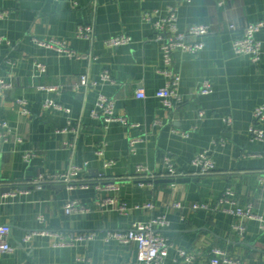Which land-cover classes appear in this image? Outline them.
Returning a JSON list of instances; mask_svg holds the SVG:
<instances>
[{
  "label": "crops",
  "instance_id": "obj_1",
  "mask_svg": "<svg viewBox=\"0 0 264 264\" xmlns=\"http://www.w3.org/2000/svg\"><path fill=\"white\" fill-rule=\"evenodd\" d=\"M221 1L0 0V75L12 85L0 101V122L10 129L7 139L0 138V224L12 226L14 247L0 257V264H139L135 243L106 242L104 235L160 215L170 225L159 232L172 244L164 264H179L180 248L195 252L194 264H209L213 248L242 264H264V140L250 138L254 111L264 100V29L256 35L263 44L258 63L233 48L244 27L264 17V0ZM171 6L177 9L179 31L197 24L211 27L203 50L173 54L183 97L175 109L156 96L168 79L154 22L167 16ZM144 12H152V19L146 20ZM80 25L93 26L92 39L77 35ZM121 34L132 42L107 46L106 40ZM52 38L90 57L61 55L36 41ZM39 63L46 66L44 72ZM105 70L112 81H101ZM84 75L98 83L82 84ZM206 80L213 92L202 95L199 89ZM139 90L145 98L137 96ZM101 94L115 101V113L127 124L94 116ZM20 98L30 110L27 115L21 113ZM47 98L69 111L45 108ZM133 138L140 139L134 150ZM204 151L216 165L209 174L198 173L193 164ZM28 152L33 153L30 160L25 159ZM166 156L191 180L143 186L133 179L138 165L153 174L165 173ZM108 161L113 163L107 166ZM72 164L83 167L80 180L89 186L32 185L40 174H60ZM108 180L119 190L97 188ZM227 190L257 217L246 222L244 234L235 230L237 218L226 208L191 209L196 203L217 206ZM107 197H116L128 210L105 204ZM72 200L89 211L67 214L65 205ZM148 203L154 207L135 208ZM177 203L183 208L174 207ZM37 229L96 236L63 247L56 246L60 238L51 234L25 245L24 235Z\"/></svg>",
  "mask_w": 264,
  "mask_h": 264
},
{
  "label": "built area",
  "instance_id": "obj_2",
  "mask_svg": "<svg viewBox=\"0 0 264 264\" xmlns=\"http://www.w3.org/2000/svg\"><path fill=\"white\" fill-rule=\"evenodd\" d=\"M219 4H223L220 0ZM2 13L0 12V16ZM153 17L152 12H144V18L146 20H151ZM234 29L236 26L231 25ZM264 29V17L257 22H252L246 25L243 29L241 36L234 39L233 48L237 54L248 55L251 57L254 63H258L262 54V42L257 39L256 35L258 32ZM154 30L158 40L162 41V52L164 58V68L162 72L167 77V83L164 87L160 88L156 96L161 100L162 104L169 109H175L177 106L183 103V97L179 93V85L181 82V77L173 69V54L176 50L180 49L184 52L197 53L205 48L204 38L210 34L211 27L206 24L190 25L185 32H181L177 25V9L174 6L169 7L168 14L164 18L159 19L154 22ZM77 35L80 37L93 38L94 28L91 25H80L77 30ZM4 40V37L0 36V42ZM37 43L46 48L54 49L61 55L75 56L77 58H89V54L76 53L67 44L65 40L60 39H49V40H36ZM132 42V38L128 35L121 34L118 36H113L106 40V44L109 47H119L121 45H127ZM38 67L41 72L46 70L44 64L39 63ZM101 81H112V76L108 70H105L101 74ZM82 84L95 85L98 82H90L87 76H82ZM12 85L4 80L0 75V101L3 97L4 91ZM43 90L58 91L56 87H41ZM213 92V85L210 81L206 80L203 82L199 89V93L202 95L210 94ZM137 96L140 98H145L146 93L144 90H139ZM20 105V110L23 115L29 114L30 110L26 105V101L22 98L17 100ZM43 106L49 110H65L69 111L55 99L47 98L44 101ZM97 108L94 110L93 114L95 117H102L107 123L111 122H122L127 124L126 118L118 116L115 113V101L105 95H99L97 100ZM204 112H200V116H203ZM264 121V100L254 111V123L250 127V138L255 141L264 140V128L262 127V122ZM230 122V120H228ZM0 127L3 129L0 132L1 139H7L10 129L8 128L7 122H0ZM62 132H67V128L61 130ZM140 139L133 138L130 141V145L135 149L137 142ZM33 153L28 152L25 155L26 160H30ZM264 158V153L261 155ZM112 161L106 162V165L112 164ZM165 164L168 170L162 175L153 174L144 165L137 166V174L133 179L138 181L143 186H152L153 182L160 178H179L184 177L183 172H179L174 168L172 159L168 156L165 157ZM194 166L197 168V172L200 174H209L215 171L216 165L208 151L201 152L193 161ZM83 167L72 164L66 172L50 175V174H40L32 183L33 186L38 188H43L44 185L64 182L70 187H76L81 185L83 187L89 186L90 184L80 180V173ZM100 181L97 184L98 189H111L119 190L118 184L113 181L108 180L105 185L102 186ZM14 194V192L12 193ZM105 204H113L119 207L121 212H126L128 210L127 204L119 201V199L107 197L104 199ZM228 206V207H226ZM154 207L152 203L141 205H136L135 208H152ZM176 208H183L181 203L174 204ZM219 207L226 208L233 216L237 218L234 228L237 232L244 234L247 230L246 222L250 219L257 218L253 210L240 206L237 201L233 198V192L227 190L222 198L219 199L217 206H212L207 203H196L191 209H218ZM89 211L88 207L82 205L77 200H72L65 205V212L67 214H85ZM262 219V217L260 218ZM170 222L165 218V216H156L149 221H136L127 230H111L105 233L104 240L106 242L117 241L119 243L128 244L135 243L137 245V258L139 264H164L165 258L169 253L171 248V242L168 237L159 232V228L169 227ZM12 233V226L9 224H0V257L3 254L12 253L14 247L10 243V235ZM57 235L60 240L57 242L56 246H75L78 243L88 242L95 238V233H79V234H69L64 236L60 233H52L47 229H37L27 232L23 237V243L28 245L33 238L36 236H48ZM181 257L179 264H194L195 263V252L180 248L178 250ZM212 256L209 264H242L240 259L231 257L226 251L221 248H213L211 252Z\"/></svg>",
  "mask_w": 264,
  "mask_h": 264
},
{
  "label": "water",
  "instance_id": "obj_3",
  "mask_svg": "<svg viewBox=\"0 0 264 264\" xmlns=\"http://www.w3.org/2000/svg\"><path fill=\"white\" fill-rule=\"evenodd\" d=\"M191 177H179V178H160L156 182H188Z\"/></svg>",
  "mask_w": 264,
  "mask_h": 264
}]
</instances>
